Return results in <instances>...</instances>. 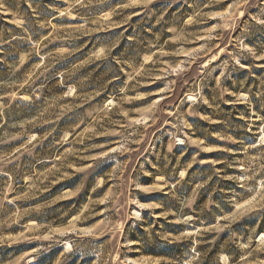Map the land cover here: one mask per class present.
I'll use <instances>...</instances> for the list:
<instances>
[{"label":"rangeland","instance_id":"obj_1","mask_svg":"<svg viewBox=\"0 0 264 264\" xmlns=\"http://www.w3.org/2000/svg\"><path fill=\"white\" fill-rule=\"evenodd\" d=\"M56 249L264 264V0H0V264Z\"/></svg>","mask_w":264,"mask_h":264},{"label":"trees","instance_id":"obj_2","mask_svg":"<svg viewBox=\"0 0 264 264\" xmlns=\"http://www.w3.org/2000/svg\"><path fill=\"white\" fill-rule=\"evenodd\" d=\"M177 247L178 246H176V245H172L170 248L177 249ZM10 249L21 250V249H23V246L13 247V248H10ZM58 251L59 250L56 249L55 251L49 252L48 254H45L42 257H38L36 264H42L45 260H48L50 262L52 260V259H50V257L52 258L55 255H57ZM158 256H162L164 258L166 257L168 259H175V255H173V253H169V252L159 253Z\"/></svg>","mask_w":264,"mask_h":264},{"label":"bare ground","instance_id":"obj_3","mask_svg":"<svg viewBox=\"0 0 264 264\" xmlns=\"http://www.w3.org/2000/svg\"><path fill=\"white\" fill-rule=\"evenodd\" d=\"M191 99V98H190Z\"/></svg>","mask_w":264,"mask_h":264}]
</instances>
